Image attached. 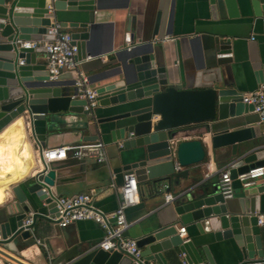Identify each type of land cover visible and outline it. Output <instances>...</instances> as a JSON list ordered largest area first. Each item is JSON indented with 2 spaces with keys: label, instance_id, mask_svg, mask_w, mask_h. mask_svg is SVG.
Segmentation results:
<instances>
[{
  "label": "water",
  "instance_id": "95a60500",
  "mask_svg": "<svg viewBox=\"0 0 264 264\" xmlns=\"http://www.w3.org/2000/svg\"><path fill=\"white\" fill-rule=\"evenodd\" d=\"M109 1L0 0V132L18 118L25 129L29 127L35 134L38 124L45 123L51 114L93 116L84 127L97 133L85 135L82 140L103 136L119 143L122 170L152 188L168 182L178 172L177 167L202 162L206 145L212 150L229 146L227 165L234 193L225 198L216 188L186 190L171 201L169 217L160 218L135 238L138 256L92 247L74 254L66 264H171L173 260L181 262V253L185 264H218L207 234L215 242L233 238L240 248L237 264L263 261L264 237L257 215L264 202V183L243 186L237 175L264 165V145L259 140L251 142L260 137V126L245 119L244 114L252 111L253 105L243 102L238 86L216 77L199 86L172 81V69L165 64L161 47L153 42L158 19L150 40L141 38L130 49L115 52L108 59L110 65L89 78V83L96 85L97 101L91 111L84 108L86 99L78 96L81 92L71 72L50 79L43 58L44 41L52 38L48 28L56 21L71 30L77 60L93 56L90 51L94 47L96 19L104 17ZM209 1L214 19L238 17L237 7L241 6L243 17L257 22L264 37V0ZM62 15L68 19L61 20ZM125 28L132 30L127 32L126 40L133 42V17L127 16ZM227 31L219 29L213 47L219 64L231 61V39L224 34ZM32 41L37 42L34 47L19 46ZM257 57L253 74L261 85L264 40ZM99 107L104 109V115L96 118ZM198 124L202 125L199 136L177 139L185 128ZM36 137L44 145L45 133ZM245 142L251 143L238 149ZM79 162L85 164L84 159ZM40 173L42 180L35 179L25 190L19 183L11 186L19 207L0 224V244L15 254L30 244L37 218L56 222L54 218L58 216L57 200L49 188L54 185L56 169L51 163L44 164ZM28 211L34 214L26 229L22 222ZM114 220L115 217L108 218L109 222ZM177 225L188 227L185 237L180 236ZM72 226L74 222L61 230L65 233Z\"/></svg>",
  "mask_w": 264,
  "mask_h": 264
},
{
  "label": "crops",
  "instance_id": "0c3cea01",
  "mask_svg": "<svg viewBox=\"0 0 264 264\" xmlns=\"http://www.w3.org/2000/svg\"><path fill=\"white\" fill-rule=\"evenodd\" d=\"M107 8L104 17L96 19L98 24L94 29V47L90 51L93 56L89 59L83 58L78 63L80 70L89 78L109 66L108 59L115 52L138 43L141 38L150 40L158 19L157 35L153 42L161 47L165 64L172 69V81H184L199 86L211 78H223L226 82L238 86L243 95L260 86L253 72L264 37L257 22L243 17L241 6L237 7L238 17L225 19L212 17L209 0H110ZM127 16L135 20L136 35L133 42L125 38L127 32L132 31H126ZM63 19L68 17L63 16L61 20ZM220 28H227V33H223L231 39V61L222 64L218 63L213 51ZM89 86L96 87L92 83H89ZM95 115L96 118L104 115V109L99 107ZM244 117L247 121L259 125L253 110L244 114ZM92 118L79 113H55L47 116L45 123L41 121L38 124L39 129L35 130V134L29 127L24 132L20 119L0 132V139H23V145L27 144L23 158L20 156L18 177L15 180L0 179V224L14 212H18L19 205L12 194L11 186L19 183L25 190L35 179L42 180L40 149L76 144L83 141V136L97 133L95 129L84 127ZM201 128L200 124L187 127L177 139L197 137ZM41 132L45 133L44 145H41L36 137ZM98 140L106 144L104 163L99 164L92 158H85V164L82 165L73 152L69 151L67 158L50 162L56 169V178L54 185L49 188L56 199L88 193L92 196V204L104 215L109 216L119 201V194L111 183L115 186L121 185L125 172L118 159L119 143L103 136ZM258 140L264 145L261 127L260 137L252 139L251 142ZM251 142L240 144L238 149ZM230 152L229 146L212 150L206 145V157L202 162L180 167L168 182L158 185L157 188H152L148 182H140L139 202L125 210L126 219L131 222L124 232L125 236L137 238L144 228L156 224L160 218L169 217L173 202L165 201V193L176 197L186 190L199 192L204 188H216L219 191V170L227 164ZM256 183H264V176L258 178ZM159 190H163L162 193H159ZM260 214H264V202L261 204ZM180 227H185L187 235L188 227L177 225V228ZM260 227L264 237V225ZM31 233L30 244L19 254L0 244V264H66L74 254L98 243L104 231L98 223L86 219L75 221L74 226L63 233L55 221L37 218ZM206 237L218 264H237L240 260V248L233 238L215 242L211 234ZM36 239L41 240L42 244L36 243ZM171 264L182 262L173 260Z\"/></svg>",
  "mask_w": 264,
  "mask_h": 264
},
{
  "label": "built area",
  "instance_id": "2783aa9c",
  "mask_svg": "<svg viewBox=\"0 0 264 264\" xmlns=\"http://www.w3.org/2000/svg\"><path fill=\"white\" fill-rule=\"evenodd\" d=\"M48 34H50L52 38L44 41V62L50 79L57 78L62 72H71L78 92H81L78 96L86 99L84 108L91 111L97 104L95 88L89 86V77L78 67L79 60L76 59L77 46L71 43L72 39L70 32L63 28L59 22L55 21L48 28ZM36 43V41L23 42L19 46L34 47ZM130 48L131 46H127V49ZM91 57L92 56L89 55L86 58L89 59ZM20 63H22L21 60ZM242 100L243 102L253 105V112H255L258 117V123L264 137V84L245 93ZM69 151L73 152L77 159L92 158L99 164L106 161V144L102 140L81 141L76 144L65 146L41 148L40 162L42 169L44 168V164L67 158ZM177 168L180 169V167ZM263 176L264 165L253 167L247 172L238 174L237 178L243 186H249ZM217 185L219 191L225 198H231L233 196L232 179L230 178L227 164L219 170ZM111 186L114 187L119 194L118 205L111 215L106 216L97 209L92 204V196L90 194L80 193L71 197L62 196L57 198L56 206L58 209V216L54 219L59 227H64L78 220H93L98 223L104 231L101 240L94 244L93 248L118 250L133 256H138L140 249L136 244V239L125 236L124 232L131 224V222L126 219L125 210L137 204L140 200L139 183L132 173H124L121 185L115 186L114 183H111ZM174 198L175 197L171 193H165L166 202H171ZM33 214V211H28L26 213V217L22 222L24 228L27 229V226L31 224ZM108 217H115V220L109 222ZM257 217V224L259 226L264 225V214H258ZM178 231L181 237L186 236L185 227L178 228ZM187 240L186 238L185 241ZM35 242L42 244L39 239H36ZM182 257L183 253L179 254L182 264H185ZM253 264H264V260L254 262Z\"/></svg>",
  "mask_w": 264,
  "mask_h": 264
},
{
  "label": "bare ground",
  "instance_id": "6f19581e",
  "mask_svg": "<svg viewBox=\"0 0 264 264\" xmlns=\"http://www.w3.org/2000/svg\"><path fill=\"white\" fill-rule=\"evenodd\" d=\"M18 119L21 120V125L25 132L22 119ZM21 153L22 145L20 142L11 140H4L0 142V179L15 180L18 177V175L20 174ZM7 182L9 183V181Z\"/></svg>",
  "mask_w": 264,
  "mask_h": 264
},
{
  "label": "rangeland",
  "instance_id": "374dc122",
  "mask_svg": "<svg viewBox=\"0 0 264 264\" xmlns=\"http://www.w3.org/2000/svg\"><path fill=\"white\" fill-rule=\"evenodd\" d=\"M3 139H4V140H11V141H18V142L20 141V140H15V139H13V138H12V139H9V138H6V139H5V138H1V139H0V142H1ZM20 142H21L22 145H23L24 140L22 139V141H20ZM26 151H27V144L22 146V153H21V157H22V158H23V154H24Z\"/></svg>",
  "mask_w": 264,
  "mask_h": 264
}]
</instances>
